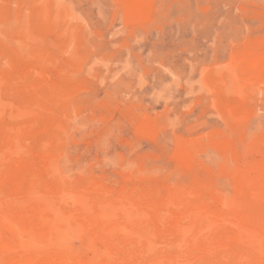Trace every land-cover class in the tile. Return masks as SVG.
Here are the masks:
<instances>
[{"label": "rangeland", "instance_id": "rangeland-1", "mask_svg": "<svg viewBox=\"0 0 264 264\" xmlns=\"http://www.w3.org/2000/svg\"><path fill=\"white\" fill-rule=\"evenodd\" d=\"M77 252L264 264V0H0V264Z\"/></svg>", "mask_w": 264, "mask_h": 264}, {"label": "bare ground", "instance_id": "bare-ground-1", "mask_svg": "<svg viewBox=\"0 0 264 264\" xmlns=\"http://www.w3.org/2000/svg\"><path fill=\"white\" fill-rule=\"evenodd\" d=\"M104 262H106V261H104ZM104 262H103V258L97 256V254H86L84 252H77V253H72L71 256H69L68 258H66L60 262H56V261L51 260L50 263L51 264H106ZM37 263L38 262H36V264ZM50 263H48V264H50Z\"/></svg>", "mask_w": 264, "mask_h": 264}]
</instances>
